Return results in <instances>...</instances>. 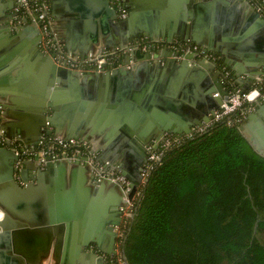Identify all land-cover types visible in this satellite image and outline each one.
I'll return each mask as SVG.
<instances>
[{"label": "water", "instance_id": "obj_1", "mask_svg": "<svg viewBox=\"0 0 264 264\" xmlns=\"http://www.w3.org/2000/svg\"><path fill=\"white\" fill-rule=\"evenodd\" d=\"M95 1L97 3L95 7L97 13L106 17V20L107 18L121 16L124 10L131 14L135 3L141 2L139 0ZM193 1L183 0V2H180L181 11L183 13L186 12ZM192 6L196 9V4ZM241 6H249L247 10L249 11L250 21L264 27V17L253 5L246 2V4ZM3 8L4 6L0 5V42L3 45H7L8 43L6 42L14 43L20 37L12 35L9 22L11 16H3ZM182 18L179 17L176 21H170L167 24L170 31L176 32L184 41L192 39L194 43L200 42V38L195 36V22L188 24ZM184 18L186 19L187 15ZM30 23L37 28L35 30L39 35L36 41L41 40L37 24ZM157 23V21L148 22V26L143 29L145 35H152V28ZM159 25H163V23L159 22ZM8 34H10L9 37L7 36ZM163 35L173 38L171 33ZM213 43L219 45V42L211 37L208 42V49L226 57L223 64L229 68L234 67L235 80L243 91L249 90L263 80L264 70H261V68L264 63L260 64L254 61L256 58L250 56V53L243 55L234 49L223 51L218 46L215 47ZM0 47L3 48V50L0 48L1 55L2 51H6L5 48L7 46ZM40 54L39 60L42 62V70L46 78L45 83L40 90H26L28 95L32 93L36 97H33V100L23 98V101H27L28 107L35 114L36 122L33 129L42 133L44 130L42 126L46 127L47 119L54 122L56 127H61L60 122L62 120L60 118L62 117V112L58 107L56 95L51 96V91L55 89L56 82L61 81L59 80L60 78H70L75 75V72L58 66L51 55L41 52ZM177 55L174 54L172 56L170 54V60L165 65L160 66L159 78L158 70L156 71L150 54L148 56L145 55L137 71L143 70L147 72L149 70L152 77L139 83L123 80V75L128 73L125 67H120L113 71L103 70L93 73L94 81L99 82L101 88L103 87V90H101L103 95H101L100 99L108 100L109 103H105L103 115L97 118V121H93L94 127L92 126V131L98 128L100 131L109 128L110 134L116 133L117 136H125V139L128 137L131 140L129 143L139 150L140 147H145V145L149 144L150 139L153 137L160 141L168 132L190 133L193 125H202L203 122L209 121L210 114L214 109L228 99L230 90L221 81L220 70H215L216 64L206 61H198L195 64H191L192 55L191 58L188 56L182 60H178ZM10 56L11 53H9L7 61H10V63L5 62L8 68L16 65L15 61L10 60ZM231 57L245 59L246 67L251 70V74L246 78L242 77L244 71H242L241 65H236V62ZM259 57H264V53L259 52ZM167 70L174 73V75H178L175 82L169 83L166 78L164 79V74ZM154 73H157L155 78ZM129 76L131 79L134 78L130 72ZM110 83L112 90H114L112 100L104 94L109 90ZM127 83H129V86H126ZM130 87H135L137 90H130ZM127 88L128 90H126ZM132 92L134 93L132 96L134 100L130 102L128 99ZM54 94H56V89ZM171 103L176 107L171 106ZM170 107L179 113H166L171 109ZM48 108L56 111L54 118H47L45 115L48 112ZM87 124H90L88 120ZM239 129L254 150L264 156V102L259 103L257 108L249 113L245 121L239 126ZM131 154V152L128 153V155ZM16 159L17 155L14 151L0 147V264H41L50 257V250L45 249L42 253L29 252L21 244H26V238L29 237V234L36 236V239L37 236H41L42 242V236L47 231L49 233L53 230L57 236L59 233L61 235L63 232L66 233L65 239L59 241L65 242V245L70 244L69 248H71L70 250L73 251V254L74 252L78 254L79 251H82V256L87 259V264H107L105 256L97 250L100 248L103 253H115L114 245L117 239L115 226L120 225L122 220L121 207L126 204L124 201V189L118 184L112 183V180L104 179L103 181L95 182L98 186L99 195L92 198L90 203L85 204L83 202L84 204L74 205L71 200L67 201L69 203L67 204L63 202V197L60 194L50 190L53 187L52 177L57 170H64L68 164L80 165L79 161L69 159L50 160L45 165L46 170L44 171L39 167V161L28 162L26 169L21 173L26 184H20L15 178L17 169L14 168V162ZM146 162L147 158L145 159ZM31 165L33 167L36 166L35 168L39 172V179L36 184L29 181L28 170ZM83 166L86 169L88 168L87 165ZM110 166L120 169L132 181V191L129 195L132 198L137 191L138 181L141 178L140 171L130 176L123 166V161L115 160L107 167ZM58 184H60V181H58ZM108 184H111L114 190H112L110 196L103 199L101 191ZM85 228L87 229L86 233H78L79 230L83 232L82 230ZM76 234L82 235L77 237ZM36 239H34V242L38 243ZM104 241H109L111 244L109 249L104 247ZM91 244H96L97 246L91 248ZM40 248L44 247L41 246ZM87 248L90 250H87ZM30 249L37 248L31 247ZM70 256L67 254L65 257L70 258Z\"/></svg>", "mask_w": 264, "mask_h": 264}, {"label": "crops", "instance_id": "obj_2", "mask_svg": "<svg viewBox=\"0 0 264 264\" xmlns=\"http://www.w3.org/2000/svg\"><path fill=\"white\" fill-rule=\"evenodd\" d=\"M139 1L141 2L138 4L135 3L131 14H128V11L125 10V17L121 15L119 17L107 18L106 20V17L97 13V9L95 8L97 3L95 0H50L51 15L65 48L80 57L97 54L104 49L121 44H138V41L144 38L184 41L176 32L170 31L169 25H167L170 21H176L179 17H183L182 19L185 23L193 24L195 22V36L200 38V42L196 43L205 50L214 53L223 63L226 58L225 56H220L214 50L208 49V42L211 37L219 42V45L213 44L215 47L218 46L220 50L225 51L234 49L243 55H248V53H250V56L256 58L254 61L260 64L264 63V57H259V52L264 53V27L250 21L249 11L247 10L249 6H241L242 4H246V2L250 3L247 0H194L184 13L181 11L180 4L183 0ZM194 4H196V9L192 6ZM0 5L4 6L2 15L11 16L9 22L12 35H18L20 37L14 43L10 41L6 42L8 43L7 45H3L2 42H0V46H7L5 48L6 51H2L3 53L0 55V130H3L10 136H20L24 143L26 142L32 146L37 143L42 133L33 129L36 117L35 114L32 113L31 108L28 107L27 101H23V98L33 100V97L36 96L32 93L28 95L26 90H40L43 88L46 78L45 74H43L42 62L39 60V55H41L40 52L43 54L48 53L43 49L41 40L39 39L36 41L39 35L35 30L37 28L24 18L22 19L17 16V0H0ZM185 15H187L186 19L184 18ZM150 21L162 22L163 25L158 26L157 23V25L152 28V35H145L143 29L148 26V22ZM166 33H171L173 38H168L163 35ZM9 35L10 34L7 36L9 37ZM185 41L193 42L192 39ZM1 49L3 50V48ZM9 53H11L10 60L16 62V65L11 68H8L5 64V62L10 63V61L7 62ZM170 54L173 56L176 53L169 48L163 47L158 50V53L150 55L156 67V71L158 70V78L160 76L159 68L170 60ZM145 55L148 56L149 53L137 48L133 52L119 58L120 65L117 68L125 67L128 71L127 74L123 75L124 81L139 83L145 80L147 81L148 78L152 77L149 70H147V72L143 70L137 71ZM231 58L236 62V65H241L242 71H244L242 77L246 78L251 74V70L246 67L245 59L239 57ZM190 61L191 64H195L201 60L194 55ZM215 67V70H219L217 65ZM262 69L264 70V66L261 70ZM230 70L235 74L234 67L230 68ZM129 72L132 77H134L133 79L130 78ZM93 73L98 72L87 74L75 72V75L70 78H60L59 80L61 81L56 82V87H54L56 89V94H54L55 89H53L51 91V96L56 95L55 98L57 99L58 107L62 112V117L60 118L62 120L60 122L61 127H56L55 123L48 119L45 124L54 134L66 138L90 140L89 142L92 143L95 148L97 161L106 167L117 160L123 161V166L130 176L140 171L141 178L138 181V190L142 180V170L146 165V163H144L142 169L137 171L138 148L129 143L131 140H129L128 137L125 139V136H117L116 133L110 134L109 128L103 131H100L99 128L92 131V126L94 127L93 121H97V118L103 115L104 105L105 103H109L108 100L100 99L101 95H103L101 93L103 87L101 88L99 82L94 81ZM164 76V79L166 78L169 83L175 82L178 77L177 74L174 75V73L168 70L165 72ZM155 77H157V73H154V78ZM126 86H129V83H127ZM130 88V90H137L135 87ZM126 90H128V88ZM113 93L114 90H112L110 83L109 90L104 94L112 100ZM133 95L134 93L132 92L128 101L132 102L134 100L132 98ZM170 105L176 107L172 103ZM169 112L172 114L179 113L172 108L166 113L169 114ZM55 113L56 111L52 108H48V112L45 115L47 118H54ZM87 120L90 124H87ZM195 126L197 125H193L191 129L193 130ZM44 128L45 126H42V129ZM69 131L71 134H69ZM168 133H173L178 136H186L189 134ZM156 140L157 138L153 137L150 139V142ZM129 152L133 155H128ZM79 162L80 165L68 164L64 170H57L52 177L53 187L50 190L56 194H60L63 197L64 203L72 200L71 202L74 203V205L84 204L83 202L88 204L91 202L92 198L98 197L99 195L97 190L98 186L95 182L103 180H98L90 167L86 169L83 166L86 164L81 161ZM27 163L24 168L15 172V178L20 184H26L21 173L26 169ZM45 165H39L42 171L46 170ZM35 167L31 165L28 174L30 178L29 181L36 184L39 179V172ZM109 168H113L126 177L129 181L130 192L128 194L130 195L132 191V181L115 166H110ZM58 181H60V184H58ZM112 183H116L122 187L117 182L112 181ZM112 190H114L113 186L108 184L106 188L101 191L102 198L105 199L110 196ZM121 224L122 220L120 225ZM120 225L115 226V231ZM82 231L83 232L79 230L78 233H86L87 229L85 228ZM76 235L79 237L82 234ZM28 236L29 237L26 238V244H21V246L26 247L29 252L42 253L45 249L48 251L50 250V257L45 259L41 264H87V259L82 256V251H79L78 254L75 252L73 254V251L69 248L71 246L70 244L65 245V242L59 241L65 239L66 233L64 232L62 235L59 233L57 236L54 230L49 233L47 231L44 236H42V242L41 236H37V239L33 234H29ZM34 239H36L38 243H35ZM103 245L106 249H109L111 246L109 241H104ZM41 246L44 248L41 249ZM91 246L96 247L97 245L91 244ZM31 247H36L37 249H30ZM115 247L116 242L114 249ZM87 250L90 249L87 248ZM97 251L105 256L106 263H108L109 258L114 254V252L110 254L103 253L100 248H98ZM67 254L68 256H74H70V258L65 257Z\"/></svg>", "mask_w": 264, "mask_h": 264}, {"label": "trees", "instance_id": "obj_3", "mask_svg": "<svg viewBox=\"0 0 264 264\" xmlns=\"http://www.w3.org/2000/svg\"><path fill=\"white\" fill-rule=\"evenodd\" d=\"M257 106L166 149L121 225L127 264H264V156L239 129Z\"/></svg>", "mask_w": 264, "mask_h": 264}, {"label": "built area", "instance_id": "obj_4", "mask_svg": "<svg viewBox=\"0 0 264 264\" xmlns=\"http://www.w3.org/2000/svg\"><path fill=\"white\" fill-rule=\"evenodd\" d=\"M247 1L254 5L264 17V0ZM16 13L20 18L37 24L41 34V45L43 49L53 57L58 66L71 69L79 74L101 72L103 70L110 71L117 68L120 65L119 58L133 52L137 48L153 55L154 53H158V50L165 47L178 54L177 58L180 60L190 55H195L201 61L217 65V56L205 50L197 43L148 38L138 41V44H121L104 49L97 54L80 57L65 48L51 15L50 0H17ZM122 16H126L125 10ZM219 70L221 72V81L225 85L226 79L230 76V71H227L225 68ZM262 76L264 80V74ZM263 99L264 93L261 88L256 85L254 87L252 86V88L247 91H243L242 88L230 90L228 99L214 109L210 114V120L203 122L202 125L195 126L188 135L178 136L173 133H166L162 140L150 142L147 146V162L142 170L140 188L148 180L153 165L162 160L166 149L170 148L172 145L179 144L185 137L203 133L214 124L228 120L232 114L241 109L246 102L250 104H259L263 102ZM0 147L10 149L16 153L17 159L15 161V168L17 172L24 168L27 162L35 160L39 161L41 165L47 164L50 160L57 161L69 159L83 162L92 169L94 176L98 180H112L119 183L124 189V201L126 204L121 207L123 217L122 224L126 223L127 220L133 218L135 215L136 209L134 200L135 197L140 194V188H138L134 196L130 198L128 194L130 192L129 181L124 175L113 168L106 167L98 162L95 148L89 141L78 138H66L54 134L46 125L37 144L32 146L25 144L20 136H9L3 130H0ZM121 225L116 228L117 241L115 253L109 258L107 264H127L126 256L123 252L125 230L121 228Z\"/></svg>", "mask_w": 264, "mask_h": 264}, {"label": "flooded vegetation", "instance_id": "obj_5", "mask_svg": "<svg viewBox=\"0 0 264 264\" xmlns=\"http://www.w3.org/2000/svg\"><path fill=\"white\" fill-rule=\"evenodd\" d=\"M233 77L235 78V76H233ZM147 146H148V144L145 145V147H140L138 152H137V166H138L137 171L141 170L142 167L144 166L145 159L147 158V154H148ZM14 168H15V162H14ZM91 248H94V246H92Z\"/></svg>", "mask_w": 264, "mask_h": 264}]
</instances>
